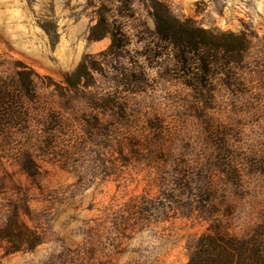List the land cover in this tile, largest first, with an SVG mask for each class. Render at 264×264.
<instances>
[{"label": "rangeland", "instance_id": "1", "mask_svg": "<svg viewBox=\"0 0 264 264\" xmlns=\"http://www.w3.org/2000/svg\"><path fill=\"white\" fill-rule=\"evenodd\" d=\"M166 8L250 46L184 71L156 32ZM3 60L56 82L85 62L87 87L37 175L0 146V264H188L211 225L246 236L264 221V0H0ZM13 131L12 147L28 141Z\"/></svg>", "mask_w": 264, "mask_h": 264}, {"label": "trees", "instance_id": "2", "mask_svg": "<svg viewBox=\"0 0 264 264\" xmlns=\"http://www.w3.org/2000/svg\"><path fill=\"white\" fill-rule=\"evenodd\" d=\"M154 21L158 36L172 45L177 63L184 71L192 72V66L198 65L208 73L215 64L222 63L220 60L223 58L229 63L232 62V56L241 59L250 46V41L243 34L223 32L220 40L218 35L196 26L193 21L174 17L167 8L164 13L155 11ZM106 33L112 39L110 47H119L114 27L108 25ZM213 48L222 49L226 55L213 53ZM191 55L195 57L194 60L190 59ZM1 65L0 127L6 131L0 133V146H11L8 157H14L27 174L35 176L39 172L36 162L38 155L52 154L54 150L62 148L55 144L56 141L54 143L53 134L65 135L67 133L64 132L69 130L68 112L73 110L75 100L87 87L83 71L86 65L81 62L74 71L65 74L57 82L21 60H16L9 72L5 60ZM184 80L186 85L197 90L201 99L210 101L204 85H195L190 79ZM43 87L49 90V102H46V94L41 92ZM57 96L59 102L55 99ZM45 103L47 107L42 105ZM34 120L44 129L38 137H28L29 126ZM16 127H23L22 133L25 132L28 141L12 147L15 143L13 129ZM35 244L37 241L31 246ZM188 264H264V221L246 236H238L220 226L211 225L200 236Z\"/></svg>", "mask_w": 264, "mask_h": 264}]
</instances>
